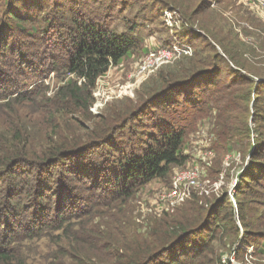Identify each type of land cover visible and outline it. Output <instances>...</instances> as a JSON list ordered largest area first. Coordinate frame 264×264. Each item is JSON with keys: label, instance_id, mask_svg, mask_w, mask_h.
Instances as JSON below:
<instances>
[{"label": "trees", "instance_id": "16d2710c", "mask_svg": "<svg viewBox=\"0 0 264 264\" xmlns=\"http://www.w3.org/2000/svg\"><path fill=\"white\" fill-rule=\"evenodd\" d=\"M117 1H55L48 13L40 2L8 6L15 21L31 24L0 26V264H31L30 246L40 239L47 244L40 264H86L89 258L95 264H227L223 252L239 264H264V76L232 43L230 26L200 25L202 42L178 59L186 65L160 71L134 98L92 115L97 79L147 50L132 34L134 23L123 32L108 25L121 12ZM167 1L149 0L140 10L151 22ZM188 34L183 28L174 37L190 46ZM174 37L160 42L168 46ZM224 69L231 73L225 81ZM51 72L63 78L48 94L43 80ZM187 85L199 88L196 102L183 91ZM239 89L245 95L234 105ZM203 101L196 110L201 118L212 107L218 111L211 149L223 158L240 145L234 202L223 192L210 200L190 195L142 233L143 221L127 203L145 184L166 181L172 168L186 164L188 127L172 111L181 102L185 110ZM231 107L238 117L227 115ZM150 109L155 115L147 126L156 135L144 131L140 117ZM92 118L85 132L69 123ZM250 204L263 210L252 211Z\"/></svg>", "mask_w": 264, "mask_h": 264}, {"label": "rangeland", "instance_id": "374dc122", "mask_svg": "<svg viewBox=\"0 0 264 264\" xmlns=\"http://www.w3.org/2000/svg\"><path fill=\"white\" fill-rule=\"evenodd\" d=\"M25 1L26 4H24ZM55 1L58 2V5H61L63 2V0H11V3L7 4L3 0H0V26L10 25L12 27V25H16L17 23L22 25V21H15V19L7 14L9 9L8 6L12 3L17 6L23 5L25 6L23 8H26L27 5H37V3L40 2L41 5L45 6L44 12L48 13L52 9L51 3ZM123 1L124 0H120L116 2V7H121V12L119 14L116 13L107 20L108 25L115 31H126V25L134 23L138 27L132 34L139 41L138 43L140 47L144 45H159L158 42H160V38H165L168 34L170 35L168 29L164 27L165 17L163 14H158L151 22L144 16V11L147 9V7L145 8V5L150 4L149 0L148 2H144L143 0H131V3L129 4H123ZM167 2L168 3L165 5L174 7V9L177 8L182 14H185L187 19L189 17L193 18V23L190 24V22L180 14L183 21L186 22V26H188L184 28L190 33L188 35L190 36L189 43L191 49L196 43L202 42V37L198 35L202 34L204 29H200V25H206L208 29L215 25V28L223 27L224 31L230 26L232 32L230 39L232 43L237 46L242 57L246 58L247 62L251 65H256L258 71L261 72V76H264V13H257V15L256 12L252 11L240 0H168ZM200 3V10L195 12V8L197 9L198 4ZM10 7V9H13L12 6ZM141 8L144 11L140 10ZM30 24V22L23 23L24 26H30ZM34 25L37 26V24ZM182 26L183 24H181V27ZM182 30H180V32ZM183 38H185V33ZM166 42H169L167 38ZM217 50L221 53L219 47H217ZM183 56L190 57L191 55H180L177 59L169 62H161L162 64L160 63L158 66H153L154 68L150 70L151 67L145 65L147 55H144V52L141 51L133 53L129 57H125L117 65L110 66L105 74L97 79L92 91L94 102L90 108L91 114L96 116L100 113H104L108 109V106L116 101L134 98L142 86L148 83L150 85L152 82L156 81V76L160 71L174 70L179 65H186V59L178 60ZM177 60L178 62H176ZM228 64L231 67H234L232 62L228 61ZM144 66H146L145 69L143 68ZM148 71L150 72L147 77L143 79L142 77ZM224 71L225 76L223 80L225 81L230 78L231 73L227 69H224ZM62 78L63 75H56L54 72H51L48 77L43 80L44 84L48 86V94L56 89ZM198 90L199 88H195V90L191 89L190 85L184 86L183 88V91L188 92L187 95L190 96V100L195 102L198 99ZM178 93L179 92H171L169 95L172 96L177 94L178 96ZM237 94L239 100H234V105H236V103L241 105V98L244 97L245 91L239 89ZM201 103L204 104V101L199 102L198 106L194 108L188 107L184 110V108L181 107L183 105L181 102L180 106L174 107L176 111H172V116L182 117L183 122L186 123L188 127L187 138L183 146L184 153L189 155L186 164L179 166L178 168H172L170 177L166 181L154 179L148 184H145V186L138 190V192L127 203L132 215L143 221L144 225L140 229L142 233L149 227V222L159 220L165 215V213L171 214L179 207L184 206L190 195L196 194L199 197H205L210 200L217 196L224 195L221 194L223 192L227 193L229 195V200L234 202L232 197L233 188L237 181L236 175L240 173L239 168H241L243 163V158L241 157L240 151H238L240 145L233 144L232 148L228 150L223 158L219 156L218 152H214L211 149L210 143L215 141L214 135L217 130L215 121L217 119L218 111L212 107L205 113V117L201 118L202 114L196 112L197 108L201 106ZM232 108L233 107L227 112V115L229 117H234L235 115L238 117L240 115L238 109ZM154 115L155 113L152 112L151 109L140 114V117L143 116L145 119L144 131H146L147 134H157V131L147 126L150 121L154 119ZM93 121L94 119L92 118L90 120L78 122L77 124L71 121H69V123H71L73 127L78 128L81 132H85L86 130L82 128L83 125L86 127L87 125H91ZM240 129L241 126L238 125L235 127L234 131ZM144 140L146 141L147 139L144 138ZM211 151L212 155H209ZM192 167L198 170L197 174L199 175L197 184L193 187H189L187 195L184 198L183 195H181L182 199L179 196L172 199L175 204L178 203L172 211H166L168 209L163 210L164 206L160 205L159 199L156 201V198L159 196V198L165 197V199L168 200L167 196L163 193L169 189V184L172 181L175 169L187 170L192 169ZM250 205L252 211L261 212V210H263V208L258 207L257 204ZM153 208L156 209L158 213L152 210ZM247 216H250L249 212H247ZM97 220L98 217H95L94 221ZM227 242L228 239L226 240V243ZM216 244L221 250H224L226 247V244L224 245L220 242H216ZM46 245L47 244H45V241H42V239L31 245L30 248L33 254L30 255L28 260L34 259V261L28 262H31V264L42 263L41 258L46 251ZM222 258L224 262L229 258L230 264H239L234 258L227 256L225 252H223ZM249 259H251V256H249ZM89 260L90 262H86V264H95L97 262L96 259L93 260L89 258ZM262 261L264 263V257L262 258Z\"/></svg>", "mask_w": 264, "mask_h": 264}, {"label": "built area", "instance_id": "2783aa9c", "mask_svg": "<svg viewBox=\"0 0 264 264\" xmlns=\"http://www.w3.org/2000/svg\"><path fill=\"white\" fill-rule=\"evenodd\" d=\"M245 5H247L252 11L256 12V14L264 13V0H240ZM162 14L164 15V25L170 32V35L174 37V34L177 30H182L186 26V22L183 21L180 13L172 8L171 6L162 10ZM257 14V15H258ZM260 16V15H259ZM181 24L183 26L181 27ZM158 44H154L152 46H146L147 50L144 52V55H147L145 65H148L150 70H152L153 66H158L161 62L171 61L177 59L180 55L190 54L192 55V49L187 44H182L178 42L175 37L174 41L168 45L164 46L161 42ZM162 64V63H161ZM146 66L143 68L145 69ZM148 71L142 78L147 77ZM212 155V151L209 153ZM193 169V170H192ZM192 169H175L174 176L172 178L171 183L169 184V189L163 194L167 196L168 200L165 197L159 196L156 198V201L159 199V204L164 206L163 210L172 211L174 207L178 204L172 201V199L176 196H179L181 199V195L183 198L187 195V191L189 187H193L197 184L198 181V170L196 168ZM157 212L156 209H152ZM158 213V212H157Z\"/></svg>", "mask_w": 264, "mask_h": 264}]
</instances>
